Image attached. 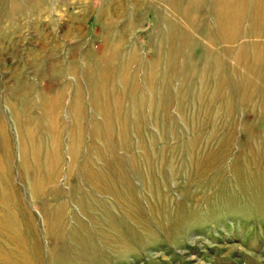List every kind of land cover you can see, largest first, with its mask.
I'll use <instances>...</instances> for the list:
<instances>
[{
    "label": "rangeland",
    "instance_id": "374dc122",
    "mask_svg": "<svg viewBox=\"0 0 264 264\" xmlns=\"http://www.w3.org/2000/svg\"><path fill=\"white\" fill-rule=\"evenodd\" d=\"M0 200V264H264V0H0Z\"/></svg>",
    "mask_w": 264,
    "mask_h": 264
},
{
    "label": "bare ground",
    "instance_id": "6f19581e",
    "mask_svg": "<svg viewBox=\"0 0 264 264\" xmlns=\"http://www.w3.org/2000/svg\"><path fill=\"white\" fill-rule=\"evenodd\" d=\"M47 184L48 185H54L55 187H57L56 185H57V180H56V176L54 177H49L48 178V182H47ZM41 190V189H40ZM42 191V190H41ZM14 192V191H13ZM44 194L45 193V191H42V192H39V194ZM1 201V200H0ZM2 207V206H1ZM15 208V207H14ZM1 253H4L3 251H0V261H4V262H6L5 261V257H4V255L3 254H1Z\"/></svg>",
    "mask_w": 264,
    "mask_h": 264
}]
</instances>
